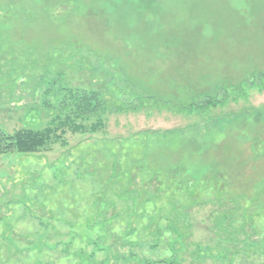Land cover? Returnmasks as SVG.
I'll return each instance as SVG.
<instances>
[{"label":"rangeland","instance_id":"obj_1","mask_svg":"<svg viewBox=\"0 0 264 264\" xmlns=\"http://www.w3.org/2000/svg\"><path fill=\"white\" fill-rule=\"evenodd\" d=\"M263 70L264 0H0V127L106 108L0 155V264H264Z\"/></svg>","mask_w":264,"mask_h":264},{"label":"trees","instance_id":"obj_2","mask_svg":"<svg viewBox=\"0 0 264 264\" xmlns=\"http://www.w3.org/2000/svg\"><path fill=\"white\" fill-rule=\"evenodd\" d=\"M260 80L264 81V70L252 74L249 80H244V83L248 81L249 84H256L255 82ZM241 87L239 84L235 88L242 91ZM63 90L66 92L61 100V112L44 127L37 129L24 127L11 133L0 127V155H30L47 152L55 145H67L65 138L67 132L72 134L96 133L104 128L103 114L106 112V108L99 92L73 88H63ZM206 97L201 101L189 103L186 108L182 106V108L184 107L186 111L205 110L224 103L222 101L218 103V100L213 98L215 96L208 95ZM252 206L256 207V205ZM252 215L250 212L248 217L251 218Z\"/></svg>","mask_w":264,"mask_h":264}]
</instances>
